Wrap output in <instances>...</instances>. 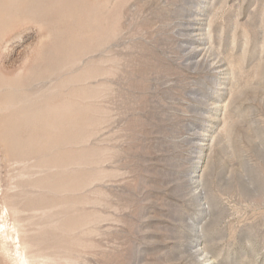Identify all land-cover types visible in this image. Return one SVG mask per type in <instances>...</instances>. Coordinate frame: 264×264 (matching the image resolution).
<instances>
[{"label":"rangeland","instance_id":"obj_1","mask_svg":"<svg viewBox=\"0 0 264 264\" xmlns=\"http://www.w3.org/2000/svg\"><path fill=\"white\" fill-rule=\"evenodd\" d=\"M2 210L0 264H264V0H0Z\"/></svg>","mask_w":264,"mask_h":264},{"label":"bare ground","instance_id":"obj_2","mask_svg":"<svg viewBox=\"0 0 264 264\" xmlns=\"http://www.w3.org/2000/svg\"><path fill=\"white\" fill-rule=\"evenodd\" d=\"M195 19H193V20H195V21H198V18L196 19V17H194ZM198 22H200V21H198ZM203 23H199V25H197L196 27L194 26V27H191V28H195V29H197V33H196V35H200V36H198L197 38H195V41H196V47L193 49V51L195 52V51H197V52H199V51H203V52H205L206 50H205V46L203 45V43H199V41L200 40H204V39H206V37H204V35L206 34V33H202V32H198V30H202L204 27L203 26H201ZM204 32V31H203ZM206 32V31H205ZM210 50V49H209ZM209 50L207 51L208 52V54H209V58L207 59V61L208 62H210V64H209V67L212 69V70H215L214 72H217V73H222V72H225V71H227L228 69L227 68H224L223 67V62H221L220 60H212L211 58H213L212 56V54L209 52ZM196 53V52H195ZM192 55V54H191ZM204 55H205V53H204ZM189 59L191 60V56L189 57ZM190 63V62H189ZM227 73V72H226ZM224 74V73H223ZM221 78V80H225L226 78H229V77H227V76H222V77H220ZM230 81V80H229ZM226 82H227V80H226ZM229 83V82H228ZM215 89H221V90H226V89H228L229 87L227 86V84H225V83H215ZM224 92H222V93H219V94H223ZM209 97H211L208 101H207V107L208 108H213V107H218V106H221V104L219 105L218 104V102L220 101V96H216L215 95V91H213V92H211L210 93V96ZM216 97H218V98H216ZM213 98H215V99H213ZM205 104H206V102H205ZM218 108H220V107H218ZM214 109V108H213ZM203 117V116H202ZM204 118H208L209 120L211 119V120H214L216 117H213V116H211V115H207V114H205L204 115ZM216 120H217V118H216ZM206 123V122H205ZM206 127H212V125L211 124H209V122H207L206 123V125H205ZM205 138V137H204ZM204 138H203V140H204ZM197 144V143H196ZM207 145V144H206ZM209 145V144H208ZM203 157H205V155H203V154H201L200 155V158H203ZM198 160L197 161H195V167L196 168H194L193 170H192V172H195V173H191L190 174V177H193V178H195L196 177V179H194V180H191L193 183H197V184H199V181H200V179L201 178H199V176H200V174L201 173H203V165L201 164V165H198ZM198 167V168H197ZM203 168V169H202ZM197 177L199 178V180L197 179ZM202 181V180H201ZM191 182V183H192ZM203 185V184H202ZM4 210H2V211H0V212H3ZM195 242H196V244L195 245H197L196 247H198L199 246V242L201 241L200 239H197V240H194ZM202 242V241H201ZM197 249V248H196ZM193 254V253H192ZM214 262L215 261H212L211 260V258H209L208 259V261L207 262H205L204 264H214Z\"/></svg>","mask_w":264,"mask_h":264}]
</instances>
